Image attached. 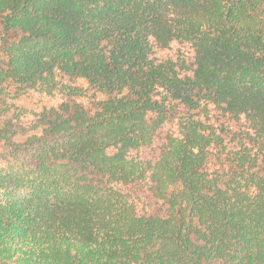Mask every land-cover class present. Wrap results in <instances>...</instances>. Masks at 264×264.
<instances>
[{
	"label": "trees",
	"instance_id": "16d2710c",
	"mask_svg": "<svg viewBox=\"0 0 264 264\" xmlns=\"http://www.w3.org/2000/svg\"><path fill=\"white\" fill-rule=\"evenodd\" d=\"M0 26V84L72 99L0 126L35 163H0V264H264V0H0Z\"/></svg>",
	"mask_w": 264,
	"mask_h": 264
},
{
	"label": "rangeland",
	"instance_id": "374dc122",
	"mask_svg": "<svg viewBox=\"0 0 264 264\" xmlns=\"http://www.w3.org/2000/svg\"><path fill=\"white\" fill-rule=\"evenodd\" d=\"M15 41H18V39H9L7 41L8 47L6 48L2 46L0 42V73L2 71L4 72L7 69V62L10 60L9 48L10 46L12 47L14 43H16ZM179 48L187 51L186 46H179ZM78 84H82V82H78ZM39 92L41 91H29L25 96L20 97L18 96V83H14L11 82V80H8L3 82V84H0V96L3 98L1 99L2 101L0 100V126L2 127L6 122L9 123L7 129L11 132H14V135L12 134V140L16 143H24L35 133L32 131L34 123L31 126L29 124L31 122H36L37 118L28 115L30 114V112H32V114H35L36 112L43 111L44 108L47 107H59L62 103L66 102L72 103V99L63 100L59 95L54 98L47 97ZM78 101L89 109L95 106V101L91 98V95ZM20 113H26V115L18 117ZM176 118L177 116H172L167 119L168 121L163 129L164 134L177 130L178 127ZM18 122H21V124H18ZM157 144L158 143L156 142L155 146H158ZM6 151L9 152L5 144L0 143V163L7 164L9 161H12L17 166L18 164H27L31 166H34L35 164L32 161L33 158L28 154H24L21 152L18 154L12 152L10 155H8ZM154 152L155 150H153L152 152L148 151L147 155L151 156ZM5 156L10 157L6 158ZM133 188H135L132 189L133 193L135 194L134 196H137L139 198V210L141 213H144L146 210L148 213L152 212L154 214H161L163 212L165 207L163 208V201L160 200L153 199L154 201H150L151 204H149L147 207L142 206V202L145 201V198L142 197V193L146 191V186H136Z\"/></svg>",
	"mask_w": 264,
	"mask_h": 264
}]
</instances>
